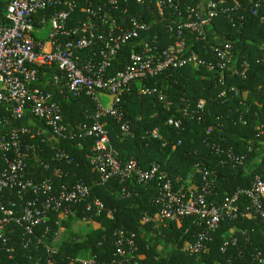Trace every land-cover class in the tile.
Masks as SVG:
<instances>
[{"label": "built area", "instance_id": "built-area-1", "mask_svg": "<svg viewBox=\"0 0 264 264\" xmlns=\"http://www.w3.org/2000/svg\"><path fill=\"white\" fill-rule=\"evenodd\" d=\"M133 1L142 10L133 13L121 0H9L6 4L0 20V251L9 257L18 243L35 253L43 251L46 264H53L55 256L62 255L59 241L68 218L73 225L98 227L102 223L103 202L89 198L90 189L82 180L61 182L67 173L51 167V162L72 161L61 147L64 139L77 141L78 147H83L84 140L91 142L87 162L96 173V183L107 185L119 199L138 197L140 187L157 189L149 200L155 210L141 212L142 224L157 223L160 231L167 223L194 218L199 230L194 240L181 246L189 254L206 253L214 235L225 226L228 237L220 250L236 246L240 255L239 234L247 240L248 231L240 224L255 221L264 228V178L253 174L264 162V123L259 118L249 122L244 101L238 118L254 129L252 136L236 148L207 144L223 166L242 169L250 180L247 187L222 198L217 174L206 161L192 163L198 182L192 176L186 181L188 187L177 190L160 164L141 168L135 158L122 160L103 117L114 116L118 134L134 139L136 132L121 119L117 108L124 93L137 84L139 93H156L170 110L174 102L143 81L170 76L182 67L216 74L222 86L218 97L223 101L246 96L228 79H247L250 55L264 63V0ZM78 7L83 8L84 17L68 26ZM243 29L256 37L246 39V46L239 35L232 34ZM129 43V61L109 74L113 59ZM41 67L55 71L52 81L64 99L87 95L96 104L94 112L86 114L84 121L66 123L54 92L39 84ZM228 90L234 95H228ZM100 94L111 97L109 107L101 102ZM204 110V99L193 108L186 103L174 109L166 125L180 129L178 115L200 117ZM26 113L33 117H24ZM160 137L159 126L142 131L145 140ZM106 216L112 218V211L106 210ZM112 235L108 260H98L89 249L72 261L143 264L134 232L116 229ZM252 260L264 264V250H256Z\"/></svg>", "mask_w": 264, "mask_h": 264}, {"label": "trees", "instance_id": "trees-1", "mask_svg": "<svg viewBox=\"0 0 264 264\" xmlns=\"http://www.w3.org/2000/svg\"><path fill=\"white\" fill-rule=\"evenodd\" d=\"M8 1L0 0V20L4 18ZM120 4L128 7L133 13L142 10L143 7L133 0H121ZM83 17L84 10L78 7L72 14L68 26H72ZM252 21L254 19L250 23ZM232 34L239 35L241 43L245 46L246 39L256 38L251 33L248 35L245 29L241 33L233 30ZM130 47L129 43L120 49L108 68L109 74L125 67L129 61ZM250 56L251 67L247 79L243 81L238 77L228 79L229 84L235 85L242 92L245 91L246 96H232V99L228 101L218 97L222 86L218 84L216 74L198 72L188 67L179 68L170 76L162 75L143 81L149 87L161 89L167 98L174 102V107L170 110L158 101L156 93L141 94L137 84H134L124 93L123 100L117 108L121 119L128 122L136 132V137L130 139L120 136L114 116L109 114L103 116L108 122L110 138L119 157L122 160L135 158L141 168H148L152 162L160 164L168 172L177 190L188 187L186 181L192 176L194 181L198 182L197 176L193 175L192 167V163L197 160L206 161L216 172L219 180L218 193L221 198L238 187H247L250 180L248 176L243 175L242 169L223 166L220 158L211 153L207 144L215 142L224 147L236 148L239 143L252 136L254 129L250 124L243 125L239 122V113L244 110L240 105L241 101L249 107L248 114H244L249 122L259 118L260 122L264 123V63H257L256 59ZM54 73L52 68H39L40 86L54 92L55 100L60 105L62 117L66 123L73 125L84 121L86 114L94 112L95 102L84 94L64 99L57 92L56 85L52 81ZM227 93L230 95L232 91L228 90ZM200 99L205 100V110L203 114L198 115L200 117L190 118L178 115L182 123L180 129H173L166 125V118L174 115V109L186 103L193 108ZM24 117L33 116L26 113ZM155 126H159L161 137L152 140L143 139L142 131ZM162 142H166V145L162 146ZM90 143L84 140L83 147H78L75 140H62L61 147L69 154L72 161L70 163L51 162V167L52 169L61 167L67 173V177L61 179V182L82 180L90 189L89 198H98L103 202L105 210L99 217L102 223L98 227L85 224L88 225V229L82 234V238L68 239V234L71 235L73 231V224L68 218L65 222L66 229L59 241V251L62 255L57 254L53 264H81L72 261L71 258L86 255L89 249L93 254H97L98 260H108L112 255V234L116 229H124L136 234L139 259L143 264H260L252 260L256 250H264V228L260 222L246 221L240 224L248 228L247 240L239 234L237 246L240 247V255L236 246L230 247L226 252L220 250L228 237L225 226L214 235L206 253L189 254L182 250L181 246L186 240H194L199 230L194 223V218L167 223L160 231L157 223L142 224L141 212L145 210L152 214L155 210L149 200L157 189L150 187L145 191L140 187L138 197L123 200L112 194L107 185H98L96 173L87 162ZM172 144H176L174 149ZM262 165L264 162L254 170L253 174L264 178ZM106 210L112 211V218L106 216ZM51 225L55 226L53 223ZM43 227H39L38 230L41 231ZM54 229L57 230L56 227ZM14 246L15 250L11 257L8 253L0 251V264H46V255L43 251L35 253L22 248L18 243Z\"/></svg>", "mask_w": 264, "mask_h": 264}, {"label": "rangeland", "instance_id": "rangeland-1", "mask_svg": "<svg viewBox=\"0 0 264 264\" xmlns=\"http://www.w3.org/2000/svg\"><path fill=\"white\" fill-rule=\"evenodd\" d=\"M99 98L101 100V102L104 104L105 107H109L110 105V102H111V97L110 96H106V95H103V94H100L99 95ZM96 227V226H95ZM88 229V225H85L83 223L81 224H74L73 225V231H72V234L69 235L68 234V239H75V240H78V238H82V234ZM162 248V247H160Z\"/></svg>", "mask_w": 264, "mask_h": 264}]
</instances>
